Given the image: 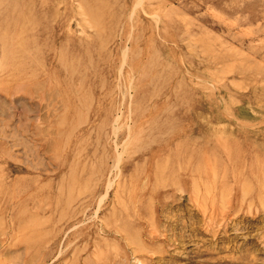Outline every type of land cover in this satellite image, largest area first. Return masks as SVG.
I'll return each mask as SVG.
<instances>
[{
    "label": "rangeland",
    "instance_id": "rangeland-1",
    "mask_svg": "<svg viewBox=\"0 0 264 264\" xmlns=\"http://www.w3.org/2000/svg\"><path fill=\"white\" fill-rule=\"evenodd\" d=\"M0 264H264V0H0Z\"/></svg>",
    "mask_w": 264,
    "mask_h": 264
}]
</instances>
